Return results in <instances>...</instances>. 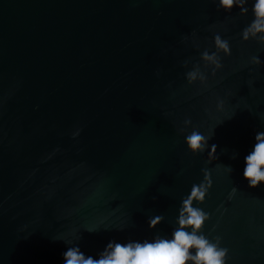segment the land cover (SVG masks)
Wrapping results in <instances>:
<instances>
[{
  "label": "water",
  "instance_id": "water-1",
  "mask_svg": "<svg viewBox=\"0 0 264 264\" xmlns=\"http://www.w3.org/2000/svg\"><path fill=\"white\" fill-rule=\"evenodd\" d=\"M252 5L241 15L218 0H0V264L171 238L205 170L203 234L220 237L226 264H264V183L243 177L264 132V44L241 35ZM217 34L231 54L219 51L213 75L201 54L217 51ZM197 64L207 80L189 84ZM194 129L211 136L196 154Z\"/></svg>",
  "mask_w": 264,
  "mask_h": 264
},
{
  "label": "clouds",
  "instance_id": "clouds-1",
  "mask_svg": "<svg viewBox=\"0 0 264 264\" xmlns=\"http://www.w3.org/2000/svg\"><path fill=\"white\" fill-rule=\"evenodd\" d=\"M247 3L248 0H218V8L225 12H231L234 8H238L241 15H246L248 12ZM252 13L254 19L242 30V39L244 41L256 39L264 44V0H253ZM214 44L216 52L210 54L208 51H204L201 54V60L205 67L214 66L212 67L213 75L216 70L222 67L219 51L222 50L225 55L231 54L228 41L222 39L220 35L217 34L214 37ZM252 63L259 65L261 61L258 56H254ZM185 66H187V62H185ZM185 75L189 84L198 80L201 82L207 80L198 64L194 65ZM190 123V120L185 121L186 126ZM78 134L76 132L73 135ZM210 138L211 136L206 137L194 129L186 135L185 143L188 150L196 154L209 147L208 140ZM216 147V145L211 146L209 155L216 153ZM236 155L234 153L232 158L235 159ZM226 168L231 174L232 168L230 166ZM204 177L203 182L192 185L190 194L182 200L177 217L178 227L173 230L171 238L157 235L151 241H128L126 243L110 241L99 253L98 259L91 256L86 257L78 246H73L63 253L64 264H226L228 249L220 247V237H215L213 242L202 232L205 222L210 219L209 214L199 207H194V203L204 202L211 187L207 170L204 171ZM243 177L248 181L250 188H256L264 183V132H258L255 135L253 149L245 157ZM235 191L237 189L234 187L233 192ZM153 199L155 200L156 197ZM162 220L163 217L159 215L149 217V228L155 229Z\"/></svg>",
  "mask_w": 264,
  "mask_h": 264
}]
</instances>
